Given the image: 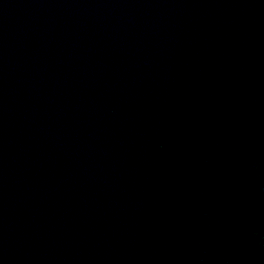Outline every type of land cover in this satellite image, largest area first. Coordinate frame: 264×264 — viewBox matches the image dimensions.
<instances>
[{
	"label": "water",
	"instance_id": "obj_1",
	"mask_svg": "<svg viewBox=\"0 0 264 264\" xmlns=\"http://www.w3.org/2000/svg\"><path fill=\"white\" fill-rule=\"evenodd\" d=\"M0 264H264V0H0Z\"/></svg>",
	"mask_w": 264,
	"mask_h": 264
}]
</instances>
